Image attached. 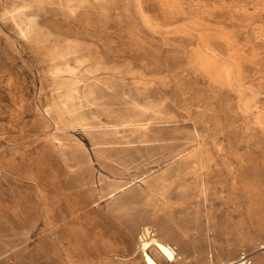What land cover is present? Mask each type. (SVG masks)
I'll use <instances>...</instances> for the list:
<instances>
[{
  "label": "rangeland",
  "instance_id": "374dc122",
  "mask_svg": "<svg viewBox=\"0 0 264 264\" xmlns=\"http://www.w3.org/2000/svg\"><path fill=\"white\" fill-rule=\"evenodd\" d=\"M264 264V0H0V264Z\"/></svg>",
  "mask_w": 264,
  "mask_h": 264
},
{
  "label": "bare ground",
  "instance_id": "6f19581e",
  "mask_svg": "<svg viewBox=\"0 0 264 264\" xmlns=\"http://www.w3.org/2000/svg\"><path fill=\"white\" fill-rule=\"evenodd\" d=\"M141 247L144 252L145 262L147 264H158L153 257L149 254L151 249H156L157 252L169 263H173L177 259L178 253L175 249L168 243L164 242L156 234L150 231L149 228L143 230L141 233Z\"/></svg>",
  "mask_w": 264,
  "mask_h": 264
}]
</instances>
